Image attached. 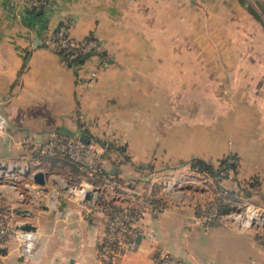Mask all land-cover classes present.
Returning <instances> with one entry per match:
<instances>
[{"label": "crops", "instance_id": "crops-1", "mask_svg": "<svg viewBox=\"0 0 264 264\" xmlns=\"http://www.w3.org/2000/svg\"><path fill=\"white\" fill-rule=\"evenodd\" d=\"M41 10L0 0V161L47 174L45 185L24 169L0 182V264H101L107 221L87 190L99 183L31 149L52 132L97 145L108 173L130 186L154 179L174 204L134 228L137 249L122 264H156L160 251L184 264H264V0H52ZM64 21L102 51L70 66L50 44ZM205 55L219 58L207 66ZM228 155L239 160L224 182L232 194L205 228L194 217L209 187L190 161ZM24 225L37 236L30 255L14 235Z\"/></svg>", "mask_w": 264, "mask_h": 264}, {"label": "built area", "instance_id": "built-area-1", "mask_svg": "<svg viewBox=\"0 0 264 264\" xmlns=\"http://www.w3.org/2000/svg\"><path fill=\"white\" fill-rule=\"evenodd\" d=\"M52 0H14V3L28 13H35L46 8ZM72 21H64L59 24L53 34L50 44L56 50L67 49L71 53L70 59L80 55L87 58L102 51L100 41L92 35L83 39H77L71 35ZM97 78V71H91L86 85H93ZM8 118L0 112V137L6 133ZM31 149L40 156L52 157L63 156L76 164L78 170L88 179L99 180V185L88 184L87 190L92 189L95 195L102 194L104 198L100 201L96 198V207L106 217L107 230L99 247L101 264H122V258L129 252L137 249V244L130 237L134 228L144 220L146 216H158L174 207L173 203L163 199L160 190L155 186L154 179H141L130 186L115 175L108 173L101 159L99 147L86 142L81 138L52 132L47 141L34 144ZM103 149V148H102ZM230 156V155H228ZM228 163L238 166L239 160L234 157L228 158ZM23 167V166H21ZM29 167V166H28ZM27 168V167H26ZM191 170L209 187V194L198 206L195 214V223L210 228L222 217L221 209L224 198L229 195V190L224 186L225 180L233 172L232 169H220L219 163L213 165L216 174L202 172L198 166ZM100 189V192L94 188ZM87 190L82 187L80 193L85 197ZM126 192L127 195L120 194ZM109 195H108V194ZM114 194L113 196H110ZM96 197V196H95ZM94 197V198H95ZM4 214L0 213V232L6 233L8 224ZM257 219L261 214H257ZM253 217L248 219L252 223ZM260 231V239L264 244V226ZM15 237L21 243L23 251L30 255L36 242V234L33 231L18 228L14 230ZM156 264H184L183 260L167 251H160Z\"/></svg>", "mask_w": 264, "mask_h": 264}, {"label": "trees", "instance_id": "trees-1", "mask_svg": "<svg viewBox=\"0 0 264 264\" xmlns=\"http://www.w3.org/2000/svg\"><path fill=\"white\" fill-rule=\"evenodd\" d=\"M58 54H60L62 56V58L72 67H78L80 65H82L85 60H86V57L85 55H80L74 59H70L69 58V54L71 53L69 50L67 49H61L60 51L57 52ZM38 154V153H37ZM46 157V156H44ZM52 157H56V156H52ZM229 157H234L236 159H238L236 156L234 155H230V156H226L224 158H222L219 162V166H220V169H225V168H229V169H232L233 171L236 170L237 168V165L236 164H232V163H228V158ZM68 159V158H67ZM69 160V159H68ZM69 162L72 164V166H74V168L81 174L84 176V174H82L75 163H73L71 160H69ZM190 164L191 166L194 168L196 166L199 167V169H201L202 172H208V173H211V174H216V171L213 170V164L211 163H208L202 159H198V158H195V159H192L190 161ZM117 177V176H116ZM119 178V177H118ZM120 179V178H119ZM91 181H94V182H99V180H96V179H90ZM122 180V179H120ZM123 181V180H122ZM231 191H229V195L226 196V198H224V202H223V205H222V209L224 207V204H225V201L226 199H228L231 195ZM222 209H221V213H222Z\"/></svg>", "mask_w": 264, "mask_h": 264}, {"label": "water", "instance_id": "water-1", "mask_svg": "<svg viewBox=\"0 0 264 264\" xmlns=\"http://www.w3.org/2000/svg\"><path fill=\"white\" fill-rule=\"evenodd\" d=\"M39 14L42 13V10L38 12ZM82 139V138H81ZM84 140V139H82ZM86 141V140H85ZM88 142V141H86ZM0 165L2 166H6L7 168L3 167V169H6L5 172H3L0 175V182H2L3 178L6 177L7 175H12L14 174L16 171H18L19 169H21V166H14L13 168H8V165L2 164V162L0 161ZM24 176L26 177H31V179L33 180V182H35L36 184H40V185H45L46 184V180H47V174L43 171V170H38L36 172H32L31 169L29 167H27L26 169L24 168L23 172H21ZM93 192L92 191H88L85 194V199H92L93 198ZM100 199H103L104 196L102 194L99 195ZM21 229L23 230H27V231H32L34 230V227L31 225H24L21 227Z\"/></svg>", "mask_w": 264, "mask_h": 264}, {"label": "rangeland", "instance_id": "rangeland-1", "mask_svg": "<svg viewBox=\"0 0 264 264\" xmlns=\"http://www.w3.org/2000/svg\"><path fill=\"white\" fill-rule=\"evenodd\" d=\"M207 29H208V28H207ZM206 41H207V40H206ZM212 41H213V40L211 39L210 42L212 43ZM215 41L217 42V44H218L219 42H222V41L219 40V39H215ZM183 57H185V56H183ZM195 57H196V56H189V57H188V63H194V64H195V63L197 62V60H201V59H202V56H197V57H196V62H194V61H192L191 59H192V58H195ZM203 57H204L203 62H205V63L207 64V66H209V64H210V63H209V60H210L211 63H212V62H213L212 59L215 60V59L219 58L218 55H205V56H203ZM220 57H221V58H224V59L227 58L226 55H225V56H224V55H221ZM182 61H185V60H182ZM208 63H209V64H208ZM176 66H178V64H177ZM210 68H211V67H210ZM209 72H210V71H206L207 74H209ZM211 72H212V71H211ZM191 73H192V72L190 71L189 74H191ZM207 74H205V77H208ZM210 74H211V73H210ZM220 74H221V76H225L226 72H225L224 70L221 69ZM189 77H190V76H189ZM96 146H97V145H96ZM225 157H226V156H225ZM24 168H25V167H23V168H21V169L23 170ZM25 169H26V168H25ZM6 177H10V175H7ZM6 177H4L2 180L4 181ZM3 191H5V188H3V187H2V184L0 183V192H3Z\"/></svg>", "mask_w": 264, "mask_h": 264}, {"label": "bare ground", "instance_id": "bare-ground-1", "mask_svg": "<svg viewBox=\"0 0 264 264\" xmlns=\"http://www.w3.org/2000/svg\"><path fill=\"white\" fill-rule=\"evenodd\" d=\"M90 189H92V188L90 187Z\"/></svg>", "mask_w": 264, "mask_h": 264}]
</instances>
